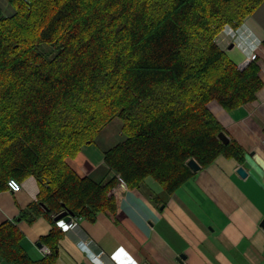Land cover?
<instances>
[{
    "label": "trees",
    "instance_id": "16d2710c",
    "mask_svg": "<svg viewBox=\"0 0 264 264\" xmlns=\"http://www.w3.org/2000/svg\"><path fill=\"white\" fill-rule=\"evenodd\" d=\"M5 1L0 192L9 178L33 176L38 186L21 219L66 209L92 222L115 209L111 191L120 181L135 188L151 178L171 194L193 176L189 159L200 167L220 155L242 161L238 142L218 138L223 128L208 104L232 111L254 101L263 84L259 57L240 69L215 39L264 0ZM114 120L124 138L102 150L107 179L80 175L71 160ZM62 236L52 220L39 240L50 253L33 259L16 223L6 220L0 259L55 264Z\"/></svg>",
    "mask_w": 264,
    "mask_h": 264
},
{
    "label": "crops",
    "instance_id": "0c3cea01",
    "mask_svg": "<svg viewBox=\"0 0 264 264\" xmlns=\"http://www.w3.org/2000/svg\"><path fill=\"white\" fill-rule=\"evenodd\" d=\"M0 10L9 13L11 7L0 0ZM263 38L264 2L240 26H225L215 39L237 65L259 57L263 84L254 101L232 111L214 100L208 104L222 131L243 148L242 161L220 155L192 171L193 176L171 194L151 178L135 188L117 183L111 191L115 209L98 213L92 222L80 218L63 232L55 264H95L89 253L98 252L103 264H264ZM106 145L97 139V144L84 146L71 160L74 169L106 180L109 170L102 150L113 144ZM239 166L245 177L237 173ZM37 193L33 176L21 182L18 192H0V223H16L33 259L44 256L37 243L53 220L44 214L32 222L20 218V210L35 202ZM62 220L65 227L67 219ZM0 264L10 263L0 259Z\"/></svg>",
    "mask_w": 264,
    "mask_h": 264
},
{
    "label": "built area",
    "instance_id": "2783aa9c",
    "mask_svg": "<svg viewBox=\"0 0 264 264\" xmlns=\"http://www.w3.org/2000/svg\"><path fill=\"white\" fill-rule=\"evenodd\" d=\"M7 188L12 191V192H18L21 189V182L18 181L15 178H9L7 180ZM80 219V217H73V216H69L67 221H65L66 226L64 227L61 222L64 220H60L58 221V225L60 226V228L64 231V232H69L71 230L72 227L76 226L78 224V220ZM42 252L44 255H47L50 253V250L48 247L43 246L41 248ZM90 258L92 259V261L95 262V264H103L102 262V252L101 253H89Z\"/></svg>",
    "mask_w": 264,
    "mask_h": 264
},
{
    "label": "water",
    "instance_id": "95a60500",
    "mask_svg": "<svg viewBox=\"0 0 264 264\" xmlns=\"http://www.w3.org/2000/svg\"><path fill=\"white\" fill-rule=\"evenodd\" d=\"M250 59H245L241 64L238 65V67L244 68L248 63H249ZM218 138L223 142V143H228L229 142V137L226 135V133L224 131H220L218 133ZM187 165L189 166V168L191 169V171L195 172L197 171L200 166L199 164L194 160V159H189L187 161ZM237 173L241 176V177H245L246 176V171L242 166H239L237 168ZM43 207V206H42ZM44 208V207H43ZM72 215V213L66 209H64L63 211L59 212L56 216H54L53 220L54 221H59L61 219H63L65 216L67 215ZM264 226V221H262L261 223ZM37 245L39 247H42L43 244L41 242H38Z\"/></svg>",
    "mask_w": 264,
    "mask_h": 264
},
{
    "label": "rangeland",
    "instance_id": "374dc122",
    "mask_svg": "<svg viewBox=\"0 0 264 264\" xmlns=\"http://www.w3.org/2000/svg\"><path fill=\"white\" fill-rule=\"evenodd\" d=\"M121 123L118 120H114L110 124H108L102 132L99 134V142L103 146H107L106 143L108 144H115L119 140L124 138L123 133H121Z\"/></svg>",
    "mask_w": 264,
    "mask_h": 264
}]
</instances>
